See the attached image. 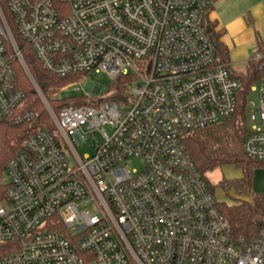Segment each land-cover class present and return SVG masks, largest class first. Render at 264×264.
<instances>
[{"label":"built area","instance_id":"1","mask_svg":"<svg viewBox=\"0 0 264 264\" xmlns=\"http://www.w3.org/2000/svg\"><path fill=\"white\" fill-rule=\"evenodd\" d=\"M211 3L0 0V123L29 125L24 151L4 167L0 245L15 248L0 249V264H264V228L254 240L234 238L183 143L238 110L242 83L210 35ZM11 22L58 78L134 76L128 99L53 107L67 87L41 90ZM253 60L264 71V54ZM15 63L44 127L39 110L24 108ZM250 96L242 148L264 162V81ZM134 160L142 170L130 169Z\"/></svg>","mask_w":264,"mask_h":264},{"label":"trees","instance_id":"2","mask_svg":"<svg viewBox=\"0 0 264 264\" xmlns=\"http://www.w3.org/2000/svg\"><path fill=\"white\" fill-rule=\"evenodd\" d=\"M245 20L248 24L252 25V23H249L248 16ZM11 25L15 32L17 43L23 51L26 65L36 83L45 94L57 88H65L78 84L86 79V74L58 78L54 74L45 71L33 51L26 47L12 22ZM207 25L219 55L227 63L229 51L223 46L221 41L225 32L218 30L219 24L217 21H209ZM256 44L259 53L264 54V41L258 34H256ZM260 66L261 62L254 61L252 56L248 62L246 72L236 75L242 83V89L239 94L238 110L230 120L195 133H190L183 140L186 151L215 196L218 189L224 191L227 195L234 192L242 196L246 192H250L253 188V178L256 170L264 169V162L249 160L242 148L243 141L250 132L247 100L250 96L251 87L264 81V71ZM15 71L18 75L19 84L27 96L24 108L29 110L36 108L39 110L42 116L39 125L40 127H44L48 118L32 88L28 76L19 63H15ZM136 81L137 79L132 75L120 76L114 80L112 90L119 93H127ZM81 100L87 99L85 96L71 97L54 100L52 101V105L57 108L59 105L64 107L71 104H84L79 103ZM28 129L29 125L15 124L13 121L0 123V203L3 201L5 193L9 188V183L5 179L4 167L17 154L24 151L23 145L27 139ZM223 167H234L240 170L242 177L232 181L223 179L217 185H212L207 179V175ZM218 207L220 213L231 225L235 239L254 240L264 228V195L261 193H256L252 202L239 200L238 203L232 205L218 202ZM14 248L15 246L11 244L0 245L3 255L11 253Z\"/></svg>","mask_w":264,"mask_h":264},{"label":"rangeland","instance_id":"3","mask_svg":"<svg viewBox=\"0 0 264 264\" xmlns=\"http://www.w3.org/2000/svg\"><path fill=\"white\" fill-rule=\"evenodd\" d=\"M264 10V0H215L210 10L212 18L218 20L220 27L226 30V41H234L239 47V52H246L249 49V54L254 55L256 52L255 46V31H258L264 38V21L257 20L254 27H242L243 17L247 16L249 12L257 14L261 17ZM234 25V26H233ZM233 26L234 30H231ZM237 73L246 72V64L237 65L234 67ZM113 80L105 74H89L86 79L80 83L67 87L59 98L66 99L71 97L89 96L90 99L79 103H87L91 99L93 101H117L120 103L128 99L127 93H119L112 90ZM64 88V87H62ZM62 88H57L62 89ZM249 103L259 104L257 94H252L249 98ZM84 153H89L88 149H84ZM130 169H143V162L141 160H134L128 163ZM242 177V172L234 167H223L215 170L207 175V179L212 185H217L223 179L235 180ZM6 181L8 177L5 176ZM256 193L264 195V169H258L253 178V188L250 192H246L242 196L231 192L227 195L224 191L218 189L216 192V199L219 203H227L229 205L238 203L239 200L252 202Z\"/></svg>","mask_w":264,"mask_h":264},{"label":"crops","instance_id":"4","mask_svg":"<svg viewBox=\"0 0 264 264\" xmlns=\"http://www.w3.org/2000/svg\"><path fill=\"white\" fill-rule=\"evenodd\" d=\"M215 1V0H214ZM211 3V7H212V4L213 2ZM211 9V8H210ZM249 17V23H252V25L248 24V22H246V17ZM247 16H244L243 17V23L241 22L242 24V27H254L256 26V22L257 20H261L262 22L264 21V10H263V14L261 17L257 16V14H253L252 12H249ZM215 22L218 20H216L215 18H212V16L210 15V11L208 12V15H207V20H206V23L208 24V22ZM219 24V22H218ZM234 26V25H233ZM233 26L231 27V30H234L233 32L236 31V29H233ZM218 30H223L225 32V35L223 36V38L221 39L222 43H223V46L228 49L229 51V60L227 61V64L229 65L230 69L233 71V73L235 75H239V74H244V73H237L235 70H234V67L237 66V65H242V64H246V69H247V65H248V62L249 60L252 58L253 55L249 54L250 50L249 49H246V52L244 51L243 52H239V47L241 48V45H236L237 43H235L234 41H226V30L222 27H220V25L218 26ZM256 34L259 35V37L264 41V38L260 35V33L258 31H255V46H256V50L257 49V44H256Z\"/></svg>","mask_w":264,"mask_h":264}]
</instances>
